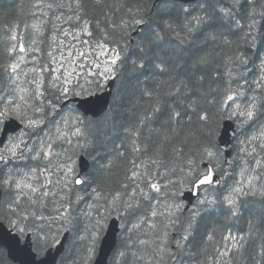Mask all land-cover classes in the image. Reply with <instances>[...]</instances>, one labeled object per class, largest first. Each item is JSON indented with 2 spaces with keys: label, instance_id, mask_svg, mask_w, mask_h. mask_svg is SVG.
I'll list each match as a JSON object with an SVG mask.
<instances>
[{
  "label": "trees",
  "instance_id": "trees-1",
  "mask_svg": "<svg viewBox=\"0 0 264 264\" xmlns=\"http://www.w3.org/2000/svg\"><path fill=\"white\" fill-rule=\"evenodd\" d=\"M43 1L45 13L41 25L44 36H41L34 34L33 23ZM70 2L71 0H0V96L6 97L8 91L15 86H11L14 77L13 74L9 75L11 70L5 71L15 58L9 57L7 49L12 43L18 44L26 32L31 37L37 36L40 45L42 44L41 62H46L47 65L51 60L48 53L54 50L56 44L53 43L52 37L60 35L56 22L68 24L69 31L73 32L87 20L91 23L94 35L99 38L98 21L100 28L108 33L109 47L115 48L120 54L116 65L111 66L112 71L104 76L100 74L109 66L104 63L106 58L97 61L101 65L99 69L92 67L90 63L94 57L89 56L87 61L83 59L81 63L85 64L86 69H91L96 74L88 75L85 70L79 80H75L74 75L67 96H60L46 76L48 81L43 83L44 97L31 100L30 106H26L22 111L23 119L18 118L27 125V131L35 138L33 146H37L40 140H44L46 135L51 133L57 147L59 143L52 130L55 124H58L57 129L66 134L65 136L80 131V137L77 139L68 140V143L65 139L63 144L67 145V150L55 151L60 157L55 155L51 161L53 184L50 187L59 192L63 185L56 184V181L60 182L58 177L63 173L57 166L70 165L79 155L85 153L91 162V170L87 174L91 186L87 185L85 193H93L92 189H96L98 208L95 211L97 214L103 209L107 211L102 235L109 218L112 217L119 218L125 230L121 232L119 245L111 257L110 264H155L157 260L158 264H264V173L261 174L263 180L259 191L240 197L239 207L235 209L236 215L232 214L234 209L223 202V196L227 195V189L230 187L225 183L212 188L215 190V196L210 195L209 198L215 203H206L195 215L192 214L193 209L184 213L183 210L172 207L169 212L171 215L167 214L169 220L163 219L155 228L145 229L140 224L145 216L150 215L154 207L153 201L156 204L160 195H163L162 198L164 195L170 198L171 205L183 204L182 195L176 196L174 193L182 191L183 194L188 185L181 184V181L193 165L198 170H203L201 164L210 162L222 178L226 173L228 176L232 173L237 175L244 166V158L251 162L252 167L255 160H261V166L264 168V148L259 147L264 143L261 139V132H264V81L261 82L264 78V0H252L256 9V23L251 28L248 27L251 23L248 16L251 7L249 0H239L238 6H234L235 0L198 1L186 5L166 0L155 6L156 0H81L80 8H76L73 3L71 10L68 7ZM49 4L52 5L51 8L48 7ZM184 8H188L189 12H183ZM221 8L232 9L235 19L240 20V26L236 25L233 16H223L219 11ZM60 13L62 17L57 19ZM74 13L80 15L79 22L75 20ZM69 16H73L71 21L68 20ZM193 17H199L201 24L189 32L188 28L195 25ZM134 19H142L145 23L131 43L134 34L132 32L139 26L133 23ZM124 24L127 27H123ZM153 32H159L163 39L153 40ZM178 33L188 39L189 44L186 47L168 37L178 36ZM13 34L17 36V41L11 40ZM210 34L215 38H211ZM247 38L254 42L256 53L250 66L243 49ZM63 39L64 47L71 45L87 51L81 41L88 37L81 36V41L73 40L71 36H65ZM158 64L162 66L163 71L156 67ZM84 74L88 75L87 89L83 88L85 83L81 79ZM111 76H115L116 86L109 109L102 117L85 118L77 111L75 105L71 114L62 115L68 109L60 110L65 99L100 92ZM256 82H259V86ZM239 83L249 86L243 99L245 106H241L239 112L245 109L250 97H256L254 118L247 123L246 116L241 122L239 112L229 115V109L224 105L226 93L236 92ZM48 100H52L54 109L47 104ZM37 108L42 111H36ZM174 112H180V117H175ZM205 113L208 119L201 121L199 115ZM149 114L151 118L145 120L141 126V118ZM227 118L237 122V132L241 124L244 127L243 132L236 135L237 141L230 158V162H233L229 165H226L225 160L219 162L216 158L209 161L203 155L204 149L210 148L216 153V157L222 159L223 152L218 147L217 138L222 123ZM29 121L37 123L35 126H28ZM3 123H0V133ZM137 127L138 136L134 137L127 131ZM253 136L258 139L249 142ZM134 140L135 146L140 149L139 152L133 151ZM253 148L256 151L249 156L248 153L252 152ZM31 156V152L27 151L22 159L21 156L12 158L7 168L3 165L2 173L11 172L19 177L32 167L44 165L43 161H34ZM133 160L141 167L144 166L149 176H158L161 183L167 185L162 187V193L151 192L150 200L143 198L139 188L145 180L130 179L132 172L139 169L131 163ZM153 160L156 161L155 164L151 163ZM16 165L18 169L14 168ZM257 170L260 173L259 169ZM251 172L255 174L253 168ZM124 185H127V188ZM1 187L3 197L0 213H6L13 194L6 187ZM133 192L136 193L135 196L132 195ZM117 193L120 194V199L113 205V197ZM62 195L65 200H74L77 196L76 192L71 191ZM101 199L102 205L99 203ZM20 203V210L27 209L29 214L35 210L37 213L42 212L46 217L49 213L55 215L51 212V197L48 198L47 210H42L39 205L33 209L26 200H21ZM73 213L74 210L72 215ZM75 215L78 223L70 230V237L59 264L86 263L90 239L79 241V238L84 237V230L80 231L83 224L80 223L79 212ZM0 221L10 226L3 215H0ZM22 224L27 227V231L34 232V250L39 256L55 244L64 229L53 227L51 221L49 224H42L31 218ZM190 224L194 227L189 239L181 241L182 247L177 248L175 241L181 238ZM165 225H168V251L160 252V237L165 231ZM36 233L46 236L48 243L41 242L37 246ZM229 233L238 238L242 236L243 239L233 247V244L224 241V237ZM208 235H212L213 239L208 240ZM140 241L146 243L141 244ZM225 243L232 251L222 256ZM0 264H12L3 249H0Z\"/></svg>",
  "mask_w": 264,
  "mask_h": 264
},
{
  "label": "snow or ice",
  "instance_id": "snow-or-ice-1",
  "mask_svg": "<svg viewBox=\"0 0 264 264\" xmlns=\"http://www.w3.org/2000/svg\"><path fill=\"white\" fill-rule=\"evenodd\" d=\"M80 2L81 0H71L68 7L71 10L73 3L75 4L76 8H80ZM249 3L251 5L250 10L248 12V16L251 19V23L248 25L249 28H251L255 23V5L252 4V0H249ZM239 5V0H235L234 6ZM49 8L52 7L51 4L48 5ZM219 11L223 14V16H233L232 9H224L221 8ZM183 12L188 13L189 9L184 8ZM74 18L77 22L81 20V17L78 13H74ZM235 19V17L233 16ZM59 19V17H57ZM73 19V16H69L68 20L71 21ZM195 20V25L193 28H188L189 32L194 31V28L199 27L201 24V19L199 17H193ZM133 23L137 25L144 24L145 21L142 19H134ZM167 23V22H165ZM235 23L237 26H240V20L235 19ZM171 27V25H168ZM34 28H37V26H33ZM115 27V26H113ZM123 27H127L126 24L123 25ZM97 30L99 31L100 35L99 38H96L94 35L92 29H91V23L87 20L83 21L82 27H79L78 29L74 30L73 32H63L64 36H71L73 40L81 41V36H86L88 39L82 40L81 42L86 46L87 51H79L78 54L74 55V52L76 51L71 45H69L67 50V55H65L63 50L59 51L60 60L57 61L56 57L53 55L52 51H49L48 55L51 57V60L47 66H44L42 68L33 66L29 71L33 73L34 75L32 78L28 79L27 85L21 86V84L16 83V77H13L11 83L15 84L14 88H11L8 91V97L0 96V123H3L4 121L8 120L12 117H17L23 119L22 111L26 106H30L31 100H39L42 99L45 95V92L43 90V84L42 80L40 79V76L44 72H48L50 75V81L49 83L52 84L54 88H56V91L59 92L60 96H67L70 89L66 86L67 84L72 83V77L75 75L77 78L82 75L83 71H87L88 75H95L96 73H93L91 69H86L85 64L78 63L81 58H83L85 61L88 60L89 56L94 57L93 60H91L92 67L99 69L100 63L97 61H100L101 58L104 59V63L106 65H109L108 67L104 68V72L101 73V76H104L107 73H110L112 71L111 66H115L117 61L120 59L119 52L116 51L115 48L109 47L108 43V33L101 29L99 26V22L97 21ZM42 35V33H41ZM179 36V33L177 34ZM211 38H215L214 35H211ZM153 40H161L163 37L160 35L159 32H153L152 33ZM208 37H206L207 39ZM57 37L53 36L52 40L55 44ZM12 41H17V36L13 34L11 36ZM33 44L36 43L35 40L32 41ZM64 41H61L60 44L56 45L57 49H62L64 45ZM39 49L32 48L31 45L28 46V48H25V44L23 42V39L19 41V43H12L11 46L7 49V54L9 57H15L12 62L8 65L7 68H5L6 72H9V69L11 70L9 72V75L11 76L13 73H16L20 67L21 64L25 61V56L29 52L38 51ZM24 54V55H19ZM111 54V55H109ZM237 59H240V57H237ZM203 58H201V61ZM247 62L246 60L244 61ZM52 64H56L57 67H52ZM74 65H78V67L81 69L80 72H77L76 67ZM143 66V65H141ZM157 68H160L163 71V68L161 65H156ZM24 75L27 77L29 75L28 72H25ZM63 78V84H57L56 82L61 81ZM201 80L203 77L200 78ZM259 86V82H256ZM34 86V87H29ZM179 91V89H177ZM245 93L242 90V86L240 89H238L236 92H228L226 93V98L224 99V105L227 106L228 102L235 103L236 100L244 96ZM47 104L51 108H55V105L53 104L52 100H48ZM191 106V105H189ZM257 107L256 104V97L252 96L249 98V103L245 107L243 111L239 112V115L246 116L248 121H251L254 118L255 115V109ZM236 108L240 109V104L236 103ZM36 111H42V109L37 108ZM156 111H159V109H156ZM180 112H174L175 117H180ZM149 116L142 117L140 120V125L142 126L145 122V120L150 119ZM199 119L201 121H206L208 119L207 113L203 115H199ZM36 121H29L28 126H35ZM127 131H130L132 135L138 136L139 135V128L136 129H128ZM79 130H77L78 134ZM58 135H56L55 139H63L66 134L62 133L60 129H57ZM261 136H264V132H261ZM258 139L257 137L253 136L250 138L249 142L252 140ZM2 143V142H0ZM24 143L23 141L16 142L15 140H10L9 146L5 149V151H0V164H3L5 168H7L8 164L10 163L12 158H17V152L20 149V144ZM55 140L52 139V137H49L48 140H40L38 142V145L34 148L29 147L28 151L33 153L30 157L32 160L37 162H44V165L32 167L29 171L24 172L22 175L17 177L11 172L8 173H0V186L6 187L12 194L13 199L8 203L6 213H0V215H3L4 219L8 220V223L14 227L19 234L23 235L27 231V227H20V224L27 221L29 218L34 219L36 221H44L46 219H53V220H60L65 222H70L72 218V211H73V201L69 198L65 200L64 193L71 191L69 185L71 183H74L75 185H88L89 181L87 179H81V178H74L72 181H65L64 184L60 187V191L57 192L55 189L51 188L50 186L53 184V180L51 179L52 173V159L57 153L54 151V145ZM134 148L133 151L139 152V147L135 146V140L133 141ZM260 148H264V143H261L259 145ZM256 149L253 148L252 152L248 153L249 156H251L253 153H255ZM7 153V155L5 154ZM204 157H206L209 161L216 158V153L212 151L210 148H205L203 152ZM20 156H23V152H20ZM69 159H71L69 157ZM131 163L136 167L139 168L140 165L135 161H131ZM152 164H155L156 161H151ZM247 163V162H246ZM262 161L261 160H255L254 161V168H259L261 166ZM58 169L63 170V165L57 166ZM72 169L69 167L67 168V171L63 174L66 176L68 174L72 173ZM247 171V168H242L240 172L238 173L239 179L235 181V185L232 187L231 191L228 192L227 195L223 196V202H225L231 209H234L232 214L236 215L235 209L239 207L240 204V197L248 195L247 192H245L244 187L242 186L245 180V173ZM149 176V173L147 170H145L143 176H141L138 172L133 171L132 176L130 177L131 180L135 181L137 178L144 179L145 180V186L149 188L153 192H159L160 191V185L158 183L151 182L150 179H147ZM41 178H43V182L41 183ZM258 178V177H256ZM171 183H176L175 181H170ZM187 184L188 190L192 192L194 195H198L199 190L204 185H213V184H220V179L215 178V170L214 168H210L207 165H205V170H198V168L193 165L191 170L186 174L183 181H181V184ZM248 184H251V179H248ZM56 184L59 185L60 182L56 181ZM125 188H127V185H124ZM139 187V185H137ZM93 193L96 192V189H92ZM140 194L143 196L145 200L151 199L148 192H145L143 189H140ZM133 196L136 195L135 192L132 193ZM174 195L179 196L182 195V191H177L174 193ZM52 198V204L53 207L51 209V212H54L55 215L52 216L51 213H49V216L46 217L43 215V213H37L35 210L31 212V214L28 213L27 209H24L21 211V200H26L33 209L36 208L37 205L42 210L48 209V198ZM83 199V196H77L75 203H79L80 200ZM120 199V194L117 193L113 197V205H115L116 201ZM63 201V202H61ZM200 203H205V200H200ZM209 204L215 203L214 200L208 201ZM131 207V205H129ZM169 207H175L179 208V205H170ZM162 215V213H159ZM158 212L157 210H153L151 212V217L154 219L157 217ZM171 215V213H169ZM11 217H15V219H12ZM99 221H97V225H99ZM152 228H155V224L149 225ZM168 225H165V231L161 234L160 240L161 244L159 246L160 252H166L168 251L166 245L168 240V232H167ZM194 227V225L190 224L187 229H185V233L181 236L179 240H176L175 243L177 245V248L182 247L181 241H187L189 239V236L191 235V229ZM208 240H212V235H208ZM238 239H243V237H237L235 235H232L229 233L227 236L224 237V241L227 242L229 240L233 241V247H235V242H237ZM95 241V234L93 235V242ZM43 242L44 244L48 243V240L46 236H37V246L40 245V243ZM141 244L146 243V241H140ZM232 248L228 247V244L225 243V251L221 253V255H228L231 253Z\"/></svg>",
  "mask_w": 264,
  "mask_h": 264
},
{
  "label": "rangeland",
  "instance_id": "rangeland-1",
  "mask_svg": "<svg viewBox=\"0 0 264 264\" xmlns=\"http://www.w3.org/2000/svg\"><path fill=\"white\" fill-rule=\"evenodd\" d=\"M44 4H45L44 1L42 3H40L39 12L37 13V15L35 17L36 18L35 19V22L33 23V25L37 26V28H34V34L41 35V33H42L41 36H44L43 26L41 25V24H43L42 19H43V15L45 13L44 8H43V5ZM61 17H62V14L60 13L59 14V18H61ZM56 24H58V26L60 28V35H58V37L56 39V42H55L56 44H55V46L53 48L54 50H52V53L56 57L57 61H59L60 60V56L58 54L59 51L60 50H63L64 53H65V55H67L68 48H66V46L64 47V45H63L62 49H57L56 48V45L60 44L61 41H64L63 38L65 36L63 35V32H65V31L70 32V31L68 29L69 28L68 24L67 25H64L63 23H59V22H56ZM33 40L36 41L35 44L32 43ZM23 42L25 44V48L26 49L28 48L29 45H31L32 48L39 49V50L38 51H34V52H29L27 54V56H25V61H24V63L21 64L20 69L16 73H13V76L17 78L16 79V83L21 84V86L27 85L28 79L32 78V76L34 75L33 73H31L29 71L33 66H37V67H40V68H42L44 66H47V63L46 62L45 63L41 62L42 60H41V57H40V53H41L42 44L40 45V43H39V41L37 39V36L35 35V36L31 37L30 34L26 32V34H24ZM72 47L76 50L74 52V55L78 54L79 51H83L82 48H76L74 46H72ZM19 55H24V54H19ZM82 60H83V58H81L78 63H81ZM42 63H43V65H41ZM250 63L251 62L248 61V65L249 66H250ZM51 66L52 67H57L56 64H52ZM74 66L76 67L77 72H80V70H79L80 68L78 67V65H74ZM25 72H28L29 73V75L27 77L24 75ZM46 76H47L48 80L50 81V75H49V73L48 72H44L40 76V79L42 80V84L43 83H46L48 81L46 79ZM87 76L88 75L84 74L82 76V78H81L84 81V83H85V85L83 86V88H86V89H87V86H86ZM74 77H75V80H79L80 79V77H78V78L76 76H74ZM111 78H113V77H111ZM111 78H109L108 81ZM263 81H264V78L261 80V82H263ZM56 83L58 85L59 84H63V78L61 79V81L56 82ZM71 84H67V85H63V86H66V87L70 88ZM11 86L13 87V84L12 83H11ZM241 86H242V90L244 91V93L248 92L249 86H246L244 83H239L237 85V89H240ZM29 87H34V86H29ZM6 98H10V97H8V94H7ZM244 98H245V96H243L241 98H238L235 103L228 102V105L226 107L229 109V112H228L229 115L234 114L236 112H239L240 109H237L236 108V103H239L240 104V107L241 106H245V102H243L244 101L243 100ZM226 107H225V109H227ZM72 108H73V106H70L62 115H65V114L70 113ZM70 117H71V115H70ZM244 117L245 116H242V117L240 116L241 122H242V120H244ZM72 119L73 118L71 117V120ZM240 120H239V122H240ZM57 126H58V124H55V126L52 129L53 132H54V134H55V137L58 134L57 133ZM240 127L241 128L237 132L236 135H238L240 132H243V128H244L243 127V124H241ZM48 129H46V130H48ZM75 133H77V132H75ZM50 134L51 133H48L46 135V137L44 138V140H48L49 137H52V139H54L53 136H52V134L51 135ZM78 137H80V131L78 132V134H74L73 133L71 135L64 136L63 139L57 140V142L59 143L58 146H57L58 148L55 147V145L57 143L54 144L53 145L54 151H56V150L58 151L59 150V152H64L65 150L68 149L67 145H64L63 144V142L65 141V139H67V143H68V140H72L73 141V140L77 139ZM236 138H235V140L237 141ZM261 139H262V141H264V136H261ZM10 140H15L16 142H20V141H23L24 142V143H21L20 144V149L17 152V157L20 156V152L21 151L23 152V156L21 157V159L25 156V154L28 151V148L29 147H31V146H32V148L35 147V146H33V144L35 143V138L33 136H31V133L29 131H27V129H25L23 132L19 133V135H16V136L12 137ZM10 140L8 141V143L6 144V146L2 149V151H5V149L9 146ZM59 141H62V143H60ZM260 153H262V152H260ZM5 154L7 155V153H5ZM31 154H33V153H31ZM57 157H60V155H57ZM241 158H243V157H241ZM216 160L219 161V162L222 161V160L224 161L225 160L224 153H223L222 159H220L219 157H216ZM232 162H233V160H232ZM232 162H230V160H229V162H226V165H229ZM242 162L244 164V166L242 168H247V171L245 173V180H244V183H243L242 186L244 187L245 192H247L248 195H251V194H253L255 192H258L259 189H260L259 186H260V184H261V182L263 180L262 177H261L262 176L261 174L264 173V168H263V166H260L259 168H256L255 169V174H253V172H251V170L254 167L250 166L251 162L249 160H247V158H244ZM63 166H64L63 167V170H62L63 173L66 172L67 171V168H69V167L73 171H72L71 174H68L66 176L63 173L60 174L59 177H58V179L60 180V184H64L65 181H72V180H74V178L76 177V175L78 173V162H77V160L75 162L71 163L70 165H66L65 164ZM14 168L18 169V165L14 166ZM257 169H259L260 173L258 172ZM145 170H147V169L144 166L143 167L140 166L139 169H138V171H136V172H138L141 176H143ZM239 172H240V170H239ZM238 173H237V175H235V174L232 173V174H230V176H228V173H226L224 175V177L222 178V181L220 182V184L214 186L213 188H216L218 186H222L223 184L227 183V184L230 185V187H228V189L226 188L227 189V194H228V192H230L231 189H232V187L235 185V181L237 179H239ZM256 177H258V178H256ZM51 179L53 180V176H51ZM148 179H150L151 182L158 183L160 185V191L159 192H155V194L162 193V187L163 186L164 187L167 186L166 184L161 183V180L158 178V176H148ZM248 179H251V184H248L247 183ZM42 181H43V178H41V181L40 182L42 183ZM185 185L187 186L186 183H185ZM69 187L71 189V192L74 193V190H73V188L75 187L74 186V183H71L69 185ZM188 187L189 186H187L184 190L188 189ZM140 189H143L145 192H148L149 195L151 194V192H153V191H151L149 188H147L145 186V182L139 188V193H140ZM86 190H87V185H85L82 190L78 191L77 196H83V198H85V196H86L85 195L86 194L85 193ZM184 190H183V192H184ZM214 191L215 190H213L212 188H207L203 192V194L200 197V199L198 201H196V204L194 205V208H193V211H192V214L193 215H195V213L198 212V210H199L200 207L205 206V204L208 203V201H210V198H209L210 195L215 196V192ZM248 195H246V196H248ZM77 196H76V198H77ZM161 196H163V195H160L159 196V199L156 200V204L153 201L154 207L152 209L153 210H157V212H158L157 217H155L154 219L151 217V212L153 211L152 210L150 212V215L149 216H145V219H143L140 222V224H142V226L145 229L148 228V227H150L149 226L150 224H155V226H158V224L162 223L163 219L169 220V216H167V214L170 212V210H172V207H169L171 205V203L169 201L170 198H167V196H165V195H164L163 198ZM241 197H243V195ZM76 198H73L74 200H72L70 198L73 201V210H74V213L72 215V218H71V221L70 222H65V221H60V220H53V219H50L49 221H48V219H46V220L40 221V222L42 224H45V223L48 222V224H49L50 221H51V224H52L53 227L64 228L63 231L60 232V235H59L58 239L56 240V242L54 244V245H56L59 242V240H60L63 232H65L66 230H69L70 231L72 228H74V227L77 226V216L75 214L79 212L80 217H81V222L80 223L83 224L82 227L80 228V226H79V228H80V231L82 229L84 230V233H83L84 237L79 238V241L85 242V240L90 239L89 240L88 255L86 256L87 259H86V263H85V264H89L90 258L94 255L95 245L97 243V240L99 239V237L101 235V231H102V229H103V227L105 225V217L107 216V211L105 209H103L101 211V213H99V214L96 213L95 210L98 208L97 207L98 205L96 204V200L98 198V195H96V193H92L90 199L87 198L85 200L86 201L85 202V205H83L79 210L77 208V207H79L78 206V203H75ZM101 198H102V196H101ZM200 200H205V203L201 204L200 203ZM168 201H169V203H168ZM49 203H51V202H49ZM99 203L102 205V199H101V201H99ZM176 205H179V208H177L178 210L180 209V210H183V211H184V208L186 206V204L183 205L181 203H178ZM208 205H213V204H208ZM52 206H53V204H52ZM145 208H144V210H145ZM189 212H191V210ZM159 213H162V215H160ZM97 221L100 222L99 225H97ZM9 227L18 233V231L14 227H12L11 225ZM20 227H24V225L23 224H20ZM106 227H107V224L105 226V229H106ZM39 228L42 229L41 226H39ZM121 228H122L121 230H124V227H122V225H121ZM94 234H95V241L93 242V235ZM175 234L176 233H174V236H176ZM52 238H54V236H52ZM101 238H102V236H101ZM239 240L240 239H238L237 242H235V243H238ZM227 243L233 244L234 242L231 241V240H229V241H227ZM158 262L159 261L157 260V263H155V264H158Z\"/></svg>",
  "mask_w": 264,
  "mask_h": 264
},
{
  "label": "water",
  "instance_id": "water-1",
  "mask_svg": "<svg viewBox=\"0 0 264 264\" xmlns=\"http://www.w3.org/2000/svg\"><path fill=\"white\" fill-rule=\"evenodd\" d=\"M161 1L165 0H156L154 6L157 3H161ZM176 1L182 4L186 3H195L198 0H169ZM210 1V0H206ZM222 1V0H221ZM141 25L136 32H134V37L138 35L139 30L142 28ZM173 42H177L182 46L186 47L188 45V39L182 36H168ZM244 50L249 59H252L255 55L253 42L250 39L245 40ZM133 42V41H132ZM115 87V81L111 80L109 84L105 87V89L101 93H97L95 95L85 97V98H71L65 102L64 105L69 103H75L76 107L80 109V111L85 116H91L93 118H98L102 116L109 107V104L112 99V93ZM24 128V125L21 124L15 118H9L4 122L1 135H0V147H3L7 140L8 136L15 135L20 132ZM236 130L235 124L233 121L227 119V121H223L222 130L218 135V145L219 148L224 152L226 162L229 161L233 154V144L235 142L233 137V132ZM78 159L79 165V174L76 178L84 179L83 176L89 172L91 164L89 160L84 156L80 155ZM205 165L210 168H214L215 170V178L221 179L219 174L216 171V168L211 163L202 164V169L205 170ZM1 164H0V173H1ZM215 185V184H213ZM213 185H204L198 192V195H194L189 190H186L182 196V200L187 203L185 211H188L192 206H194V202L200 197L204 188L213 186ZM82 186V185H76ZM2 198V189L0 187V201ZM120 220L116 217L110 218L108 227L104 237L101 240L100 247L98 250V255L94 261V264H109V259L111 258L113 252L115 251L118 243V237L120 234ZM70 236V232H64L60 243L55 245V247L49 248L43 257L38 258L37 254L33 250V242L31 234H27L24 241L22 238L14 233L12 230L5 225V223L0 222V248H4L6 250L8 259L11 260L14 264H58V260L63 254L65 250V246L67 240Z\"/></svg>",
  "mask_w": 264,
  "mask_h": 264
},
{
  "label": "bare ground",
  "instance_id": "bare-ground-1",
  "mask_svg": "<svg viewBox=\"0 0 264 264\" xmlns=\"http://www.w3.org/2000/svg\"><path fill=\"white\" fill-rule=\"evenodd\" d=\"M224 1V0H223ZM133 33V32H132ZM139 35V34H138ZM146 103V102H145ZM83 121V120H82ZM110 140V139H109ZM218 147H219V145H218ZM85 154V153H84ZM232 157V156H231ZM205 163H210V162H207V161H205ZM205 163H203V164H205ZM201 168H202V164H201ZM183 194H184V192H183ZM183 194H182V196H183ZM86 196H85V198H83L82 200H80L79 201V203H78V206L79 207H77L78 208V210L83 206V205H85V200L88 198V199H90V197H91V195H92V193H88V194H85Z\"/></svg>",
  "mask_w": 264,
  "mask_h": 264
}]
</instances>
